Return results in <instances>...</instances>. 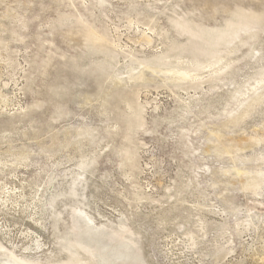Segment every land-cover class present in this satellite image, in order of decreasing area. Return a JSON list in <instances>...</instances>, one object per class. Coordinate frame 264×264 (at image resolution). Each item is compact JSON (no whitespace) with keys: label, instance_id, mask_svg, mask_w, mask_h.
Returning <instances> with one entry per match:
<instances>
[{"label":"rangeland","instance_id":"rangeland-1","mask_svg":"<svg viewBox=\"0 0 264 264\" xmlns=\"http://www.w3.org/2000/svg\"><path fill=\"white\" fill-rule=\"evenodd\" d=\"M0 264H264V0H0Z\"/></svg>","mask_w":264,"mask_h":264}]
</instances>
